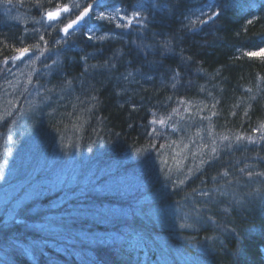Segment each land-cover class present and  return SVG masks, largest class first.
<instances>
[{
  "label": "trees",
  "instance_id": "16d2710c",
  "mask_svg": "<svg viewBox=\"0 0 264 264\" xmlns=\"http://www.w3.org/2000/svg\"><path fill=\"white\" fill-rule=\"evenodd\" d=\"M73 2L0 0V94L44 51L0 120V195L57 185L5 206L0 264H264V0H212L195 30L210 0H109L145 7L128 28L91 20L102 41L63 36L73 12L46 26Z\"/></svg>",
  "mask_w": 264,
  "mask_h": 264
},
{
  "label": "snow or ice",
  "instance_id": "6c2138e0",
  "mask_svg": "<svg viewBox=\"0 0 264 264\" xmlns=\"http://www.w3.org/2000/svg\"><path fill=\"white\" fill-rule=\"evenodd\" d=\"M152 3L155 5L156 0H152ZM235 6L237 7H244L242 3L239 2V0H236ZM145 5L141 3L137 6V10L133 11L129 15H124L121 8L119 7H111L109 0H91V3H85L83 5L80 4L79 0H74L73 4L71 6L65 5L62 8H58L56 12H48L47 18L49 20H56L60 13H74V18H70L69 22L61 29V31L65 34V37L69 35V29H73L74 26H77L75 28L76 31H79L80 28H85L87 31H85V35L89 40H105L110 39L111 36L109 34H104L101 36H95L94 35V26H90V21L95 20L99 22H115L116 28H128L131 26V24L136 21L139 23V19L142 16L143 9ZM206 11L201 9L199 11V15H196V13H193V16H196V19H192L191 17H186L187 23L185 24V28L189 30H195L197 23L200 25L207 24L209 21L214 20L216 17L220 15L218 11H216V5L212 0L206 5ZM203 17H207V19H203ZM123 21L124 23H121ZM249 24L252 23V20L247 21ZM41 41H44V36L41 35L39 37ZM45 44H47V41H44ZM57 44L66 43V40L64 38H61L56 41ZM165 46H170V41L165 42ZM36 49L39 50V55H37L33 60L32 63L34 64L36 60L40 58L44 54L43 50H40L39 44H37ZM16 51L19 53V56L13 57V60H17L22 58L26 53L30 51L28 47L16 49ZM261 52H264V49H261ZM249 56L257 55V53H246ZM4 63L7 64L8 60L7 58L4 60ZM55 63V62H54ZM46 67H50L47 66ZM8 71H11V69H8ZM29 83H31V80H29ZM152 123H157L156 120H153ZM159 123L161 125L164 124V120H160ZM264 127V125H262ZM155 132V129H153ZM225 139H228L225 137ZM239 139V137H237ZM215 151V149H213ZM251 175V173H249ZM4 176L0 175V180H3ZM181 227H184V225H181ZM16 245H13L15 247ZM5 264V261L3 262Z\"/></svg>",
  "mask_w": 264,
  "mask_h": 264
},
{
  "label": "rangeland",
  "instance_id": "374dc122",
  "mask_svg": "<svg viewBox=\"0 0 264 264\" xmlns=\"http://www.w3.org/2000/svg\"><path fill=\"white\" fill-rule=\"evenodd\" d=\"M50 25V22L46 23V26ZM98 33L99 32L94 30L95 35H97ZM31 60V57H25L20 62H18L12 72L4 77L1 86L2 92L0 94V120L16 109L15 101L17 100L18 95L26 90V85H28L32 75L33 67ZM25 183L24 185L21 184L17 187H13L8 191L6 190L3 194L0 195V211H5L4 208L7 205H9L11 210L15 209L18 206L23 205L25 202H28L32 197L36 195L47 194L49 193V191L54 192L55 190H57V185H54L50 182H45L38 185H27L28 183ZM168 185H170L169 182L163 184L159 189V193L166 191ZM4 194L6 195V197H4ZM184 220L188 221L190 220V218L184 216ZM186 223L187 222H184V224ZM180 224H182V222H180Z\"/></svg>",
  "mask_w": 264,
  "mask_h": 264
},
{
  "label": "bare ground",
  "instance_id": "6f19581e",
  "mask_svg": "<svg viewBox=\"0 0 264 264\" xmlns=\"http://www.w3.org/2000/svg\"><path fill=\"white\" fill-rule=\"evenodd\" d=\"M182 148V150H181V155L183 156L185 153H186V144L184 145V146H182L181 147ZM213 149H214V146H210V147H208V150H209V157H212L213 156V154H212V151H213ZM197 172V171H196ZM196 172L194 173V174H196ZM171 190V186L170 185H168L167 186V188H166V190ZM172 190L173 191H175V190H177L176 189V187H174V186H172ZM2 221V219H0V222ZM144 253V252H143ZM145 254V253H144ZM152 261H154V262H158V260L156 259V258H153V259H151ZM166 262H167V260H164V264H166Z\"/></svg>",
  "mask_w": 264,
  "mask_h": 264
},
{
  "label": "water",
  "instance_id": "95a60500",
  "mask_svg": "<svg viewBox=\"0 0 264 264\" xmlns=\"http://www.w3.org/2000/svg\"><path fill=\"white\" fill-rule=\"evenodd\" d=\"M76 27H77V26H74L73 29H69V33L72 32V31H74ZM63 34H64V33H63Z\"/></svg>",
  "mask_w": 264,
  "mask_h": 264
}]
</instances>
